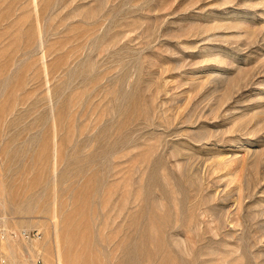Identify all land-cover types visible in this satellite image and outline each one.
I'll return each mask as SVG.
<instances>
[{
  "label": "rangeland",
  "instance_id": "rangeland-1",
  "mask_svg": "<svg viewBox=\"0 0 264 264\" xmlns=\"http://www.w3.org/2000/svg\"><path fill=\"white\" fill-rule=\"evenodd\" d=\"M35 261L264 264V0H0V264Z\"/></svg>",
  "mask_w": 264,
  "mask_h": 264
},
{
  "label": "built area",
  "instance_id": "built-area-1",
  "mask_svg": "<svg viewBox=\"0 0 264 264\" xmlns=\"http://www.w3.org/2000/svg\"><path fill=\"white\" fill-rule=\"evenodd\" d=\"M20 235L24 238H26L29 241H35L42 239V235L39 231H24L23 233H20ZM38 261H35L33 264H37Z\"/></svg>",
  "mask_w": 264,
  "mask_h": 264
},
{
  "label": "bare ground",
  "instance_id": "bare-ground-1",
  "mask_svg": "<svg viewBox=\"0 0 264 264\" xmlns=\"http://www.w3.org/2000/svg\"><path fill=\"white\" fill-rule=\"evenodd\" d=\"M24 231H28V230H24ZM24 231H22L21 233H23Z\"/></svg>",
  "mask_w": 264,
  "mask_h": 264
}]
</instances>
